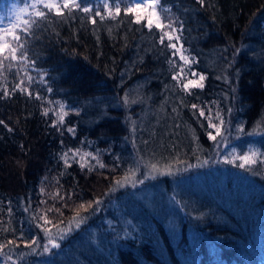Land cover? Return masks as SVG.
I'll return each mask as SVG.
<instances>
[{
	"label": "trees",
	"instance_id": "trees-1",
	"mask_svg": "<svg viewBox=\"0 0 264 264\" xmlns=\"http://www.w3.org/2000/svg\"><path fill=\"white\" fill-rule=\"evenodd\" d=\"M82 2L93 6V13L50 14L29 37L28 55L36 64L28 72L34 80L22 87L33 95L13 91L23 67L6 70L0 79V92L9 93L0 94V243L16 240L19 247L10 252L16 259L30 252L21 243L23 232L25 240L39 238V253L46 239L37 216L47 213L51 223L44 226L56 232L79 211L86 222L60 248L25 255L19 264H264V184L227 170L216 203L189 200L173 186L199 175L179 172L206 161L217 142L209 139L207 132L215 135V130L194 115L192 104L204 107L206 116L209 107L213 117L219 110L231 133L243 123L245 134L231 136L238 150L264 152V132L248 134L257 124L264 127V0H205L204 5L162 0L182 22L181 40L173 42L195 58L190 66L179 53L171 55L167 39L159 43L158 30L147 29L146 20L130 22L135 17L125 16L124 3L115 19L97 17L92 24L95 11L105 13L103 0ZM24 3L0 0V10L7 7L5 29ZM180 66L189 78L203 73L205 87L178 88L172 76ZM38 70L48 73L47 84L40 82ZM126 93L135 102L126 104ZM57 102L79 111H68L63 125L54 126ZM74 149L93 153L105 167L94 159H73L69 150ZM257 159L264 173V156ZM150 163L171 165L176 173L170 181L180 201L175 233L165 217L135 196L131 183L114 186L129 169L138 168L130 180L143 179ZM167 178L156 175L143 184ZM221 202L225 205H216ZM90 203L95 211L79 208Z\"/></svg>",
	"mask_w": 264,
	"mask_h": 264
},
{
	"label": "snow or ice",
	"instance_id": "snow-or-ice-1",
	"mask_svg": "<svg viewBox=\"0 0 264 264\" xmlns=\"http://www.w3.org/2000/svg\"><path fill=\"white\" fill-rule=\"evenodd\" d=\"M200 5H204L205 0H198ZM124 3V14L127 16L128 14H134L135 23H141L146 20V24L144 25L150 31L153 29L158 30L159 43L165 44V39H167L168 43L166 45L167 48L172 49L171 55L175 57L177 53H179V60L183 61L184 66H190L197 61L194 57L190 55H186V50L183 48V44L181 43L179 48L177 43L173 42L181 40V32H182V22L178 21L174 18L171 13V9L165 6L162 3V0H103V8L105 9V13L101 14L100 11H95L94 15L89 17L92 24H96V18L99 17L100 20H105L106 18L115 19L121 14L120 4ZM99 7V5L97 6ZM80 11L85 14L93 13L94 9L91 5H84L82 0H25L24 7L18 9L16 13V22L12 23L8 28H0V79H3V74L6 70L16 68L19 71L17 66L24 68L23 79H20L18 83L13 85V91L24 92L25 94L31 96L33 93L26 87H22V85L27 82L31 84L34 78L29 74L28 68H35V60H31L28 55V42L29 37L34 34L35 28L38 26L40 21L46 20L50 14H54L57 17H64L65 12L69 15L73 13V11ZM180 24V28H177L176 25ZM169 63H173V61H169ZM184 66H180L179 71L172 76L174 81H178L177 87L180 88L184 92H190L191 89H203L205 87L204 81L206 76L203 73H195L192 72V77L197 78H189L185 75ZM175 67V65H174ZM190 71V67H189ZM48 75L47 72L43 70H38V76L40 78V82L47 84L48 81L44 79ZM6 87V86H5ZM47 91L51 92L52 89L49 87ZM0 94L7 96L9 93L5 90L0 92ZM37 98H40L39 93L36 94ZM124 102L132 103L129 94H125L123 97ZM51 103V101H50ZM191 108L194 110V115L198 114L199 117H204L207 121L208 128L215 130V135H213L212 131H208L207 135L209 139L216 142L217 137L221 138V142L226 143L224 141V134L229 131V123L225 121L224 117L221 115L220 111L217 110L215 117L211 115V108L209 107V114L205 115L204 107H200L197 104H192ZM50 109H45L44 114L47 115ZM68 111H76L78 109H69L66 110L65 104L62 102H57V108L55 109V115L57 117L54 122V126L63 125L65 116L68 115ZM217 122L214 123L213 120ZM3 123V121H0ZM264 123V122H262ZM68 132L75 134L74 128L69 127ZM237 134H245L243 123L236 127ZM256 132H264V127H261V124H257V126L253 129V133ZM219 143L217 147H219ZM72 153V158L76 159L79 157L80 160H84L85 158H89L90 160H96V163L99 167L103 168L105 165L100 162L98 156L93 153H84L81 154L80 149L69 150ZM69 153L66 152L63 154V158L65 160V164H68ZM234 159L228 160V163H235L238 159L241 163L238 164V167L245 168L248 167L251 170V165L257 163V158L264 156V152H260L256 149H250L243 155L236 156L235 150L233 151ZM142 159V158H141ZM84 167L85 165H81ZM148 172L144 174V178L136 181L130 180V177H134L138 168L129 169L127 173H125L124 177L121 179H117L114 181L115 187H125L128 183H131L132 187H136L137 183L143 184L145 180L155 179L156 175H171V165L165 166L164 168H160L157 164L150 163L148 165ZM114 189H109L111 192ZM43 191V189H41ZM62 198V197H61ZM94 205L98 207L101 203L99 199H96ZM93 207V204L90 203L87 206L81 204L79 208L87 211V208ZM28 209H25L27 211ZM11 211V209H9ZM51 211V209H49ZM58 211V210H57ZM93 211H95V207H93ZM47 213L44 215H38V221L43 220L44 224H38V227L45 233L46 243L42 247V251L37 253V249L40 247L39 238L33 237L31 240L23 239V232H21V243H23L24 247L30 249L28 253H18L16 259H13V256L10 254L12 248L19 247V244L16 240L10 239L7 240L6 243H0V257L3 258L2 264H18L19 261L25 255L29 254H49L52 253L53 249H58L61 247V241L65 240L74 230L79 229L81 224L85 223L87 217L82 216L79 211H77L73 217V221H69L63 228H57L56 232H53L51 228L45 227V224L51 223L46 219ZM7 231V229H4ZM7 249V251H5Z\"/></svg>",
	"mask_w": 264,
	"mask_h": 264
},
{
	"label": "rangeland",
	"instance_id": "rangeland-1",
	"mask_svg": "<svg viewBox=\"0 0 264 264\" xmlns=\"http://www.w3.org/2000/svg\"><path fill=\"white\" fill-rule=\"evenodd\" d=\"M21 8V7H20ZM7 10L6 6H3L0 10V28H4L6 24V17L5 11ZM18 11V10H17ZM252 134V133H248ZM231 136L240 137L242 135H237V133H231L229 131L224 134V141L226 143L221 142V138L217 139L214 149L210 153V157L199 164L189 165L188 169L179 174H187L190 172H194L196 175L193 178H187L181 183L179 181H174L173 186H178L179 191L185 195L189 194V200L194 199L199 203L202 201H208L210 203L218 201V195L224 191L223 186V177L227 175L226 171L230 170L231 173L235 175V177L242 176L245 178H250L252 175H256L259 173V161L257 159V163L251 165V170L248 169L246 166L245 168L238 167V164L241 163L238 159L235 163H228V160L234 159L233 151L235 150L236 156H240L248 152L250 149H254V147H250L246 150H238L237 147L240 146L238 144L232 145L231 142L234 140L231 139ZM230 139L232 141H230ZM238 139V138H237ZM219 143V147L217 144ZM258 150V149H256ZM219 169H225V171L219 172ZM204 171H209V173H203ZM147 173V172H146ZM158 175V174H157ZM164 176V175H163ZM169 176L170 179H164V183H154L152 185L145 184H137L136 187H132L135 196L139 198H144L146 204L150 206L159 217L163 218L164 224L167 228L170 229L173 233L178 230L177 222L180 217L178 216V203L180 202L179 199L176 200V194L174 193V188L170 181L175 179L176 173H173ZM166 178V177H165ZM153 181L157 179H152ZM150 180L148 183H150ZM169 180V182H168ZM219 181V182H218ZM218 183V184H217ZM172 188V189H170ZM216 205H225L223 202L216 204ZM181 216V215H180ZM161 218V219H162ZM1 261L3 258L0 257ZM15 260V259H14ZM12 264V262H9ZM19 264V262H18Z\"/></svg>",
	"mask_w": 264,
	"mask_h": 264
},
{
	"label": "bare ground",
	"instance_id": "bare-ground-1",
	"mask_svg": "<svg viewBox=\"0 0 264 264\" xmlns=\"http://www.w3.org/2000/svg\"><path fill=\"white\" fill-rule=\"evenodd\" d=\"M219 172H221V171H225V169H219L218 170ZM260 177V178H259ZM251 180L255 183V184H257V181H258V184L259 185H262V184H264V173H262L261 171H259V173H257L256 175H252L251 177ZM140 199H142L144 202H145V200H144V198H140ZM146 203V202H145Z\"/></svg>",
	"mask_w": 264,
	"mask_h": 264
}]
</instances>
